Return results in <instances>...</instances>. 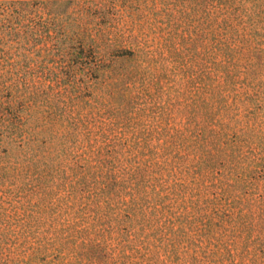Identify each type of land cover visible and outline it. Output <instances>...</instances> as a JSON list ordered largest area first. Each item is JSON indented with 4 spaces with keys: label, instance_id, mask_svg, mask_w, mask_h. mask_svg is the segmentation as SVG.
I'll use <instances>...</instances> for the list:
<instances>
[{
    "label": "rangeland",
    "instance_id": "1",
    "mask_svg": "<svg viewBox=\"0 0 264 264\" xmlns=\"http://www.w3.org/2000/svg\"><path fill=\"white\" fill-rule=\"evenodd\" d=\"M0 24L38 29L0 60V264H264V0H0Z\"/></svg>",
    "mask_w": 264,
    "mask_h": 264
},
{
    "label": "trees",
    "instance_id": "2",
    "mask_svg": "<svg viewBox=\"0 0 264 264\" xmlns=\"http://www.w3.org/2000/svg\"><path fill=\"white\" fill-rule=\"evenodd\" d=\"M37 30L38 29L36 27L30 26L17 27L0 24V60L6 62L7 56H10V65L18 66L19 64H21V60L19 58H21L22 55H18L16 57L13 55H9L11 48L9 50H5V45H7V43L10 44L15 42L19 46L24 48V46L26 47L31 42L32 39L30 38L37 36ZM36 38H34V40H36ZM26 74H29V72H27Z\"/></svg>",
    "mask_w": 264,
    "mask_h": 264
}]
</instances>
